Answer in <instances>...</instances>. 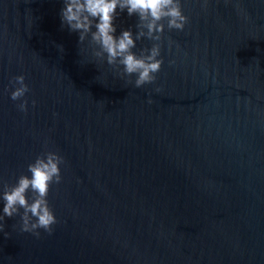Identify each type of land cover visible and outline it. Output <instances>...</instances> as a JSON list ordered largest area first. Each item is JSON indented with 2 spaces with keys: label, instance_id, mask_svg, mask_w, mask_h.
Listing matches in <instances>:
<instances>
[{
  "label": "water",
  "instance_id": "water-1",
  "mask_svg": "<svg viewBox=\"0 0 264 264\" xmlns=\"http://www.w3.org/2000/svg\"><path fill=\"white\" fill-rule=\"evenodd\" d=\"M63 6L0 0V181L63 157L52 233L5 217L0 264H264V0H181L188 22L163 21L161 69L139 88L62 26ZM116 13L114 35L135 34Z\"/></svg>",
  "mask_w": 264,
  "mask_h": 264
},
{
  "label": "clouds",
  "instance_id": "clouds-1",
  "mask_svg": "<svg viewBox=\"0 0 264 264\" xmlns=\"http://www.w3.org/2000/svg\"><path fill=\"white\" fill-rule=\"evenodd\" d=\"M60 10L62 26L78 33V41L82 44L86 39L92 46L91 54L97 60L105 61L117 68L119 76L128 78L139 88L156 80V73L161 69L160 44L166 20L169 30H183L188 22L181 8V0H63ZM127 10V14H135L138 21L136 32L131 28L122 29L119 35L113 23L116 9ZM93 27L95 30H93ZM147 38L152 43L150 48H141L139 53L132 51L135 41ZM61 51L62 46H58ZM135 76L134 81L131 77ZM13 90L10 98L19 101L17 108L27 111L28 101L25 94L29 91L23 74L10 80ZM35 100L32 104L35 105ZM63 157L55 151L39 154L27 165L30 176L20 174L15 183L0 181V201L2 212L0 221L5 217H19L21 232L40 236V229L48 234L58 221L48 203L51 185L61 181ZM29 193L31 196L29 197ZM4 225L0 224V231ZM7 235V233H5Z\"/></svg>",
  "mask_w": 264,
  "mask_h": 264
}]
</instances>
